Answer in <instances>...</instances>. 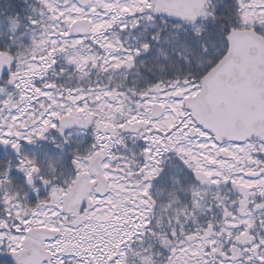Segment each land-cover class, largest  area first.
Returning a JSON list of instances; mask_svg holds the SVG:
<instances>
[{
	"label": "snow or ice",
	"instance_id": "6c2138e0",
	"mask_svg": "<svg viewBox=\"0 0 264 264\" xmlns=\"http://www.w3.org/2000/svg\"><path fill=\"white\" fill-rule=\"evenodd\" d=\"M0 253L264 264V0H0Z\"/></svg>",
	"mask_w": 264,
	"mask_h": 264
},
{
	"label": "water",
	"instance_id": "95a60500",
	"mask_svg": "<svg viewBox=\"0 0 264 264\" xmlns=\"http://www.w3.org/2000/svg\"><path fill=\"white\" fill-rule=\"evenodd\" d=\"M6 259L10 264H14V260L10 257V256H7V255H0V260L1 259Z\"/></svg>",
	"mask_w": 264,
	"mask_h": 264
},
{
	"label": "rangeland",
	"instance_id": "374dc122",
	"mask_svg": "<svg viewBox=\"0 0 264 264\" xmlns=\"http://www.w3.org/2000/svg\"><path fill=\"white\" fill-rule=\"evenodd\" d=\"M29 196L31 197V196H32V194H31V193H29Z\"/></svg>",
	"mask_w": 264,
	"mask_h": 264
},
{
	"label": "trees",
	"instance_id": "16d2710c",
	"mask_svg": "<svg viewBox=\"0 0 264 264\" xmlns=\"http://www.w3.org/2000/svg\"><path fill=\"white\" fill-rule=\"evenodd\" d=\"M5 260V259H4ZM7 264H10L8 261H7Z\"/></svg>",
	"mask_w": 264,
	"mask_h": 264
}]
</instances>
